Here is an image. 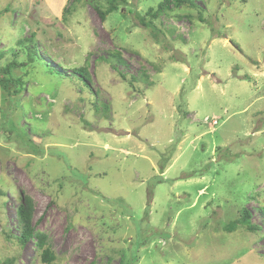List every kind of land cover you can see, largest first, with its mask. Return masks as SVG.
I'll list each match as a JSON object with an SVG mask.
<instances>
[{"label":"rangeland","instance_id":"374dc122","mask_svg":"<svg viewBox=\"0 0 264 264\" xmlns=\"http://www.w3.org/2000/svg\"><path fill=\"white\" fill-rule=\"evenodd\" d=\"M159 1L0 0L23 83L0 88V261L44 264L15 238L29 195L50 264H264V0L160 12L154 40L133 15ZM242 207L259 229L225 230Z\"/></svg>","mask_w":264,"mask_h":264},{"label":"trees","instance_id":"16d2710c","mask_svg":"<svg viewBox=\"0 0 264 264\" xmlns=\"http://www.w3.org/2000/svg\"><path fill=\"white\" fill-rule=\"evenodd\" d=\"M79 1V0H75ZM107 3V7L105 9L100 8L98 5H94L95 10L99 14L101 20H105L106 16L115 10H117L118 5L125 2V0H105ZM187 7V8H197L198 9V18L200 21H204L201 16V10L196 5L195 0H161L157 3L155 8L150 7L146 11V15H149L151 19H146L144 15L139 13H134V17L138 20V23L148 30V33L154 40L159 39L160 30L155 26L154 21L152 19L156 18L160 12L176 9L180 7ZM9 10V8H6ZM68 11V8L65 9ZM125 14V13H121ZM27 42V55L28 59H31V56H39V48L35 44L34 41V34L32 33L29 37L23 38L19 40L18 43L23 44ZM111 54L114 57H117L118 61L122 62L120 55L116 51H112ZM0 54V57H2ZM22 64V63H21ZM20 62L16 60H11L8 64H6L3 68L0 69V88L7 93L8 97L16 94L17 91L22 87V82L20 78H12L10 76V68L12 66L21 65ZM72 72L74 74H78L83 80L86 82L90 79V73L88 71L87 65H83L80 67L73 68ZM120 73V72H119ZM38 152V150H36ZM163 163L161 164V167ZM151 198V197H150ZM149 198V200H150ZM20 203L15 207V213L18 217V222L20 223V232L19 235H16V241L19 245H24L27 241H32L35 245L37 251H39L40 261L44 264H50L52 261L55 260V254L50 248L49 245H46L47 237L43 232H39L35 229L32 218L34 212V202L33 199L29 195H22L20 196ZM149 204V202H148ZM262 213L264 214V208H261ZM250 211L242 207L240 209L239 216L235 219L229 221L225 226V230L231 232L236 230L237 228H242L248 232H254L255 230L259 229L258 225L251 224L250 222ZM15 258L10 257L3 261H0V264H14Z\"/></svg>","mask_w":264,"mask_h":264},{"label":"built area","instance_id":"2783aa9c","mask_svg":"<svg viewBox=\"0 0 264 264\" xmlns=\"http://www.w3.org/2000/svg\"><path fill=\"white\" fill-rule=\"evenodd\" d=\"M216 121H214V123H215Z\"/></svg>","mask_w":264,"mask_h":264}]
</instances>
